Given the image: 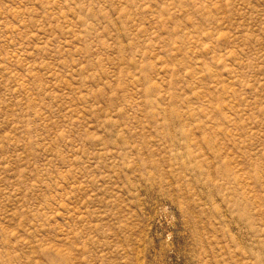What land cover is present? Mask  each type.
Masks as SVG:
<instances>
[{"label": "rangeland", "instance_id": "374dc122", "mask_svg": "<svg viewBox=\"0 0 264 264\" xmlns=\"http://www.w3.org/2000/svg\"><path fill=\"white\" fill-rule=\"evenodd\" d=\"M0 264H264V0H0Z\"/></svg>", "mask_w": 264, "mask_h": 264}]
</instances>
